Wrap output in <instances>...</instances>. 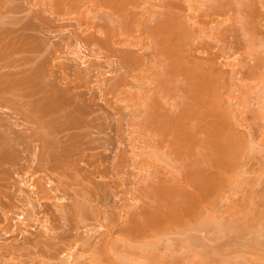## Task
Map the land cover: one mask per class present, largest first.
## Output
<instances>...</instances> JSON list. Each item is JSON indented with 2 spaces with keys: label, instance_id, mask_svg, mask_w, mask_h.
Instances as JSON below:
<instances>
[{
  "label": "rangeland",
  "instance_id": "obj_1",
  "mask_svg": "<svg viewBox=\"0 0 264 264\" xmlns=\"http://www.w3.org/2000/svg\"><path fill=\"white\" fill-rule=\"evenodd\" d=\"M2 151L0 264H264V0H0Z\"/></svg>",
  "mask_w": 264,
  "mask_h": 264
},
{
  "label": "bare ground",
  "instance_id": "obj_2",
  "mask_svg": "<svg viewBox=\"0 0 264 264\" xmlns=\"http://www.w3.org/2000/svg\"><path fill=\"white\" fill-rule=\"evenodd\" d=\"M108 1V0H107ZM120 5H121V3H120ZM170 20V19H169ZM173 21V20H172ZM159 28V27H158ZM160 30H162L161 28H159ZM158 29V30H159ZM180 35V34H179ZM179 35H176V36H179ZM175 36V37H176ZM182 39L181 38V36H179V37H177V39H178V43H180L179 41H180V39ZM182 43V42H181ZM183 44V43H182ZM173 46V45H172ZM180 47V48H179ZM172 49H173V47H172ZM174 49H176V52L178 51H180L181 49H182V45H175V48ZM178 49V50H177ZM122 60H124V61H126V62H129V60H128V57H126V55H123V57H122ZM129 64V63H128ZM127 64V65H128ZM129 65H131V63L129 64ZM207 79V78H206ZM211 79H212V77H211ZM207 80H209V79H207ZM202 84V83H201ZM206 84H207V81H206ZM118 86H119V81L118 82H115L114 84H112V86H111V88L112 89H117L118 88ZM204 88L203 89H205L206 87H207V89L206 90H202V88H201V91H203V93L204 94H208V93H211V92H209V91H211L212 89H213V86H211V85H209V88H208V86L206 85V87H205V84H204V86H203ZM208 90V91H207ZM208 93H207V92ZM214 91V90H213ZM206 92V93H205ZM215 92V93H214ZM214 92H212L211 93V95H214V94H216V91H214ZM209 96H211L210 94H208ZM47 103L49 102V104H50V101H46ZM49 104H43L42 106H43V109H46V108H48L49 107ZM50 106H52V105H50ZM39 108H41V106H39ZM51 108V107H50ZM49 108V109H50ZM155 112H156V108L154 107V108H152V109H150L149 110V112L147 111V113H146V116H145V128L146 129H148V128H150V129H157V126H161L162 125V132L160 133V135H161V137L162 138H164V137H166L168 134H173V135H175V133H176V128H175V126H174V124H172L170 121V123L169 122H167L166 120L164 121V119H163V117L164 116H162V119L160 118V116H155ZM165 118V117H164ZM166 119V118H165ZM159 128V127H158ZM178 129V128H177ZM223 138V137H222ZM230 147H228V149H229ZM227 149V150H228ZM230 152L232 151L231 150V148H230V150H229ZM228 151V153H229V155H230V152ZM226 153V152H225ZM232 153L233 152H231V155H232ZM6 156H8V154H6V151L5 152H3L2 151V153L0 154V159H4ZM224 158V157H223ZM225 158H227V157H225ZM230 158V157H229ZM229 158H227V159H229ZM226 164V163H225ZM223 165V164H222ZM229 165V164H228ZM227 165V166H228ZM0 166H1V164H0ZM225 166V165H224ZM223 166V167H224ZM230 166V165H229ZM228 168V167H227ZM226 169V168H225ZM229 169V168H228ZM224 170V169H223ZM2 172H4V170L2 171ZM200 176V175H199ZM220 176V175H219ZM219 176H217V177H215V179H214V177H212V180L211 181H209L210 183H211V185L209 184V182H208V180L207 181H205L207 184H209L210 185V187L211 186H213L212 187V189L211 190H213L215 187V185H216V187L220 184V183H222V181L219 183V181H218V179L219 178H221V177H219ZM218 178V179H217ZM194 180H195V178H194ZM193 180V182H194V186L195 187H197L198 188V186H199V189L198 190H203V188H204V186H205V183H204V185L202 184V182H201V184L203 185H201V184H199V182L197 183V180H195L194 181ZM220 180H222V179H220ZM185 182V181H184ZM187 184V183H186ZM193 184V183H192ZM206 184V185H207ZM201 185V186H200ZM207 187H209V186H207ZM207 187H205L204 188V190L203 191H201L200 192V196L199 197H201L200 199H202V197H203V200H204V198L205 199H207V197H209V195L207 196V194L210 192L211 193V190L207 193L206 192V190L208 189L209 190V188H207ZM207 188V189H206ZM206 189V190H205ZM216 190V189H215ZM179 192V191H178ZM177 192V194L179 195V196H181V192L180 193H178ZM184 192V191H183ZM207 193V194H205L204 195V193ZM215 192V191H214ZM216 193V192H215ZM176 194V193H175ZM174 194V195H175ZM175 195V196H178V195ZM202 194L204 195V196H202ZM212 194H213V191H212ZM174 195L173 196H171V199L173 200L174 198H172V197H174ZM185 196V195H184ZM182 197V196H181ZM190 197V196H189ZM167 198H168V196H167ZM183 198V197H182ZM197 199H198V195H197ZM175 200V199H174ZM184 200H185V197H184ZM193 200H195V199H193ZM193 200H191V201H193ZM176 201H177V198H176ZM206 201H209V198L206 200ZM197 202V201H196ZM198 202H199V200H198ZM202 201H200V203H201ZM181 203V202H180ZM183 203H185L184 201H183ZM183 203H181V204H183ZM187 203H189V201L187 202ZM203 204V202L200 204V205H202ZM199 204H197V206H198ZM181 206V205H180ZM179 206V207H180ZM193 206V205H192ZM197 206H195V207H191V209H189L188 208V206H187V208H188V215H191V216H202V212H201V210L197 207ZM177 207V206H176ZM200 207V206H199ZM181 208V207H180ZM201 208V207H200ZM180 210V209H179ZM182 211V209L180 210V211H177V212H181ZM184 211V210H183ZM149 210H145V211H142V212H140V213H138L137 215H135L134 217H133V219L131 220L132 222H131V224L128 226H126L124 229H123V233H126V234H129V233H135L134 231H135V226H141L142 228L143 227H149V228H153V229H158V228H161V227H159V225H160V223L162 222H160V215H159V219H157V221L159 220V224H158V222H156L155 220H152L151 218H149ZM169 212L170 211H168V213L166 212V216L168 217V215L170 216V217H172V220H173V216H174V214L172 213H170L169 214ZM182 214H183V212H181ZM185 213V212H184ZM182 214H180V215H182ZM154 215H155V213H154ZM157 215L158 214H156V217H157ZM177 216V215H176ZM169 217V218H170ZM175 219V218H174ZM183 219V218H182ZM178 221V220H177ZM175 222V221H174ZM175 223H177V222H175ZM179 224V223H178ZM114 246H115V243L113 244ZM114 264H117L116 262H114Z\"/></svg>",
  "mask_w": 264,
  "mask_h": 264
}]
</instances>
